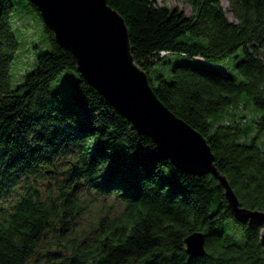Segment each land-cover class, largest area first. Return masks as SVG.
<instances>
[{
  "label": "trees",
  "instance_id": "obj_1",
  "mask_svg": "<svg viewBox=\"0 0 264 264\" xmlns=\"http://www.w3.org/2000/svg\"><path fill=\"white\" fill-rule=\"evenodd\" d=\"M107 1L157 97L206 138L242 206L264 210V0H228L234 19L221 0H187L189 15ZM24 11L42 22L45 49L14 87ZM65 71L76 78L53 90ZM89 189L123 208L75 241ZM194 232L203 254L186 251ZM260 232L234 217L211 173L176 167L80 75L34 4L0 0V264H33L47 238L68 264H264Z\"/></svg>",
  "mask_w": 264,
  "mask_h": 264
},
{
  "label": "water",
  "instance_id": "obj_2",
  "mask_svg": "<svg viewBox=\"0 0 264 264\" xmlns=\"http://www.w3.org/2000/svg\"><path fill=\"white\" fill-rule=\"evenodd\" d=\"M29 1L56 41L72 53L80 75L141 134L151 137L161 153L183 171L211 173L219 181L234 217L261 228L264 251V210L242 206L227 177L216 167L206 138L157 97L146 71L132 55L124 18L107 0ZM185 248L193 255L205 253V235L190 234Z\"/></svg>",
  "mask_w": 264,
  "mask_h": 264
},
{
  "label": "rangeland",
  "instance_id": "obj_3",
  "mask_svg": "<svg viewBox=\"0 0 264 264\" xmlns=\"http://www.w3.org/2000/svg\"><path fill=\"white\" fill-rule=\"evenodd\" d=\"M156 1L158 4H165L168 7H178L188 15L192 12L187 0ZM221 3L224 9H226V14L229 19H234V15L229 9L228 0H221ZM13 22L15 34L20 42V50L13 61L12 68V85L16 87L22 82L26 70L31 68L33 62L36 61V56L39 54L38 51L45 49L43 47H45L46 38L43 32L42 22L36 15L24 11L17 14ZM75 78V72L67 73L65 71L53 82L52 89L54 90L58 87L68 89L70 80ZM245 113L248 117L251 116L249 110H246ZM61 166L64 167L63 164ZM80 201L82 209L80 210V214L75 217L77 234V237L74 239L75 241L79 239L78 236H82L85 231L93 228L102 215L110 218L114 213L120 212L123 208V205L115 199L114 195H97L91 189L81 192ZM52 242L51 238L40 242L39 252L36 256L37 259L36 261L34 260L33 264H68L57 257V247Z\"/></svg>",
  "mask_w": 264,
  "mask_h": 264
}]
</instances>
